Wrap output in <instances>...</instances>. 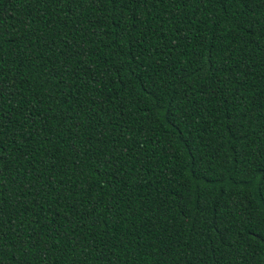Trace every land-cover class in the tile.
Wrapping results in <instances>:
<instances>
[{
  "label": "trees",
  "instance_id": "16d2710c",
  "mask_svg": "<svg viewBox=\"0 0 264 264\" xmlns=\"http://www.w3.org/2000/svg\"><path fill=\"white\" fill-rule=\"evenodd\" d=\"M0 264H264V0H0Z\"/></svg>",
  "mask_w": 264,
  "mask_h": 264
}]
</instances>
